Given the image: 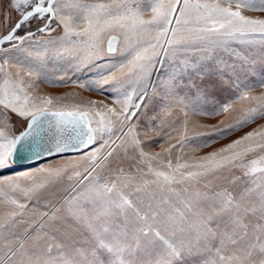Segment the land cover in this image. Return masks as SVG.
<instances>
[{
    "label": "snow or ice",
    "instance_id": "6c2138e0",
    "mask_svg": "<svg viewBox=\"0 0 264 264\" xmlns=\"http://www.w3.org/2000/svg\"><path fill=\"white\" fill-rule=\"evenodd\" d=\"M0 264H264V0H0Z\"/></svg>",
    "mask_w": 264,
    "mask_h": 264
},
{
    "label": "rangeland",
    "instance_id": "374dc122",
    "mask_svg": "<svg viewBox=\"0 0 264 264\" xmlns=\"http://www.w3.org/2000/svg\"><path fill=\"white\" fill-rule=\"evenodd\" d=\"M45 87L47 88V90H49V91H53V92H57V93H59V92H63V91H68V90L71 89V86H70V85L67 86V87H60V86H56V87L45 86ZM93 95H95V94H93ZM31 165H32V166H36L34 163L31 164Z\"/></svg>",
    "mask_w": 264,
    "mask_h": 264
},
{
    "label": "water",
    "instance_id": "95a60500",
    "mask_svg": "<svg viewBox=\"0 0 264 264\" xmlns=\"http://www.w3.org/2000/svg\"><path fill=\"white\" fill-rule=\"evenodd\" d=\"M20 164L24 165V164H33V163L30 161H20Z\"/></svg>",
    "mask_w": 264,
    "mask_h": 264
}]
</instances>
